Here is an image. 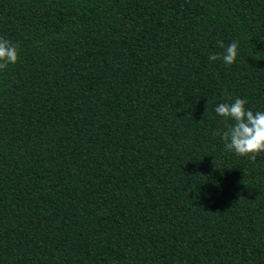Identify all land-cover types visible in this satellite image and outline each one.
<instances>
[{
    "label": "trees",
    "instance_id": "obj_1",
    "mask_svg": "<svg viewBox=\"0 0 264 264\" xmlns=\"http://www.w3.org/2000/svg\"><path fill=\"white\" fill-rule=\"evenodd\" d=\"M0 37V264H264L214 111H264V0H0Z\"/></svg>",
    "mask_w": 264,
    "mask_h": 264
},
{
    "label": "clouds",
    "instance_id": "obj_2",
    "mask_svg": "<svg viewBox=\"0 0 264 264\" xmlns=\"http://www.w3.org/2000/svg\"><path fill=\"white\" fill-rule=\"evenodd\" d=\"M217 46L223 51L210 54L209 61L223 60L228 65L236 61L239 48L237 41L225 45L222 40H218ZM17 60L18 47L0 37V70L15 64ZM224 95H229L226 90ZM246 104V99L236 97L231 103L221 102L216 105L214 111L224 119L225 130H218L215 135L220 136L226 150L254 162L257 155L264 152V111L253 112L245 107Z\"/></svg>",
    "mask_w": 264,
    "mask_h": 264
}]
</instances>
